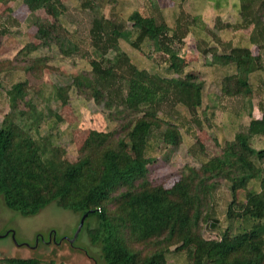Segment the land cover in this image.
Listing matches in <instances>:
<instances>
[{"label":"trees","instance_id":"trees-1","mask_svg":"<svg viewBox=\"0 0 264 264\" xmlns=\"http://www.w3.org/2000/svg\"><path fill=\"white\" fill-rule=\"evenodd\" d=\"M148 1L151 12L133 10L128 25L105 16L96 2L89 4L94 11L90 33L96 56L90 60V74L76 77L75 82L97 102L128 117L123 133L116 137L115 131L93 129L78 159L69 160L59 145L39 138L46 115L29 98L28 80L12 84L7 90L11 109L0 125V196L7 207L24 216L56 203L81 216L89 213L86 220L96 217L99 225L90 233L94 242L103 241L108 264H170L167 255L172 246L174 251L188 250L193 264H264V143L261 147L255 143L256 138L264 140V116L258 119L250 113L246 130L221 141L222 153L199 167L188 165L169 188L153 186L148 179L156 121L165 126L159 146H178L182 141L180 126L162 116L164 107L183 104L195 114L205 105L206 82L180 48L195 23L207 27L200 17L190 20L184 10L171 26L154 13L156 2ZM24 2L33 14L49 8L58 19L67 9L63 0ZM263 16L264 0L244 16L245 27L252 23L256 27L252 42L264 37ZM58 25L39 27V44L24 46V53L48 45L59 34ZM121 41L138 51L147 47L162 54L165 70L138 66ZM209 48L215 64L233 66L234 72L223 74L224 91L231 95L252 92L251 75L261 67L259 55L249 47L234 48L230 54ZM229 81L235 83L234 88L227 86ZM222 180L231 195L226 222L209 213L206 218L214 221L217 237L205 238L200 231L204 202ZM117 186L126 190L114 198L116 206L111 210L108 203ZM128 239H155L162 247L143 256L131 249ZM0 264L58 263L6 256L0 257Z\"/></svg>","mask_w":264,"mask_h":264},{"label":"rangeland","instance_id":"rangeland-1","mask_svg":"<svg viewBox=\"0 0 264 264\" xmlns=\"http://www.w3.org/2000/svg\"><path fill=\"white\" fill-rule=\"evenodd\" d=\"M154 1V13L166 19L171 26L175 24L181 10L190 14L189 18L192 20L201 6L200 0ZM203 1L213 2L217 5L216 9L227 3V0ZM63 2L67 9L58 19L49 8L39 9L33 14L24 0L0 1V125L11 109L7 90L18 81L28 80L29 98L46 115L39 138L42 136L52 140L64 150L67 159L75 161L91 130L115 131L118 137L123 133L122 126L128 120V117L114 108L97 102L88 90L75 82L76 77L90 74V60L96 56L90 33L94 11L89 4L96 2L102 7L105 16L124 25L129 24L128 16L133 10L140 9L144 13H150L152 6L148 0ZM237 2L240 18L242 15L247 16L260 3L258 0ZM206 20L211 28L206 29L201 27V23H195L193 32L180 48V53L188 54L192 67L206 82L205 105L195 114L183 104L176 105L174 109L164 107L162 116L180 126L182 141L178 146H159V137L165 126L156 121L153 145L149 150L154 161L148 165V179L153 186L169 188L181 177L188 165L199 167L202 161L222 153L221 141L224 138L231 140L237 131L246 130L251 119L250 113L258 119L264 116V66L259 67L251 76L252 92L234 95L226 93L223 89V74L231 73L233 66L223 68L215 64L209 47L212 46L216 51H226L229 29L224 25L227 24V19H214L210 13ZM54 24H59V34L48 45L25 54L24 46L40 42L37 38L38 28H52ZM249 32L247 30V34ZM257 32H260L259 29ZM251 43L250 40L246 45L251 46ZM258 43H264V37ZM120 45L140 67L152 69L154 66L161 71L165 65L163 55L147 47L142 52L126 41H121ZM75 46L77 49H74ZM204 48L207 50L205 53L201 52ZM258 63L264 64V57ZM227 84L231 88L235 87L233 81ZM255 143L261 147L264 140L256 138ZM125 190V186H117L113 190L108 203L111 210L116 206L114 198ZM212 193L205 199V214L200 224L201 234L205 238L217 237L214 221L206 216L213 213L224 222L231 200L230 191L223 180L219 181L218 188ZM242 196L243 191H240L238 197L241 199ZM81 217V214L64 209L56 203L49 204L36 215L24 216L7 207L0 196V257H39L54 260L58 264H108L103 253V241L94 242L90 233V230L99 225L96 217L87 219L78 237L74 239ZM9 229L15 231V238L6 235ZM51 230L55 232L52 242H41L38 248L25 246L33 244L39 233H44L48 239ZM154 241L156 240L137 242L128 239V244L131 249L138 250L145 256L162 247ZM174 249V246L170 247L172 251L167 255L170 264H193L188 250Z\"/></svg>","mask_w":264,"mask_h":264},{"label":"crops","instance_id":"crops-1","mask_svg":"<svg viewBox=\"0 0 264 264\" xmlns=\"http://www.w3.org/2000/svg\"><path fill=\"white\" fill-rule=\"evenodd\" d=\"M237 1L227 0V3L224 7H219L216 9L215 6L217 5H214L213 2L211 1L204 2L203 0H200L201 6L198 9L197 13H195V16L202 18V21L205 22L206 26L209 28H211V25H209V21L206 19H207V15H209L210 13L211 15L214 16V19L217 17H221V18L223 17L227 19L226 21L227 25H224V26H227V29H229L228 30L229 38L227 40L228 41L227 48H226V51L225 50L220 51L218 49V53L227 52L228 54H230L234 48L249 47L252 50L253 54L259 55V59L262 60L264 57V43H262L261 45L258 43L262 38L258 42H252L251 46L246 45L247 42L251 40V35L256 27L254 23H252L248 27L244 26L246 19L243 15H242V18L239 17V13L241 14V12H239L238 10ZM262 21L264 22V16L262 17ZM202 24H200L201 27H204ZM213 26L214 24H212V28L214 29ZM247 30L250 31L249 34H247ZM262 66H264V64H261V67ZM231 71L234 72V69ZM255 71L253 72V74L255 73Z\"/></svg>","mask_w":264,"mask_h":264},{"label":"flooded vegetation","instance_id":"flooded-vegetation-1","mask_svg":"<svg viewBox=\"0 0 264 264\" xmlns=\"http://www.w3.org/2000/svg\"><path fill=\"white\" fill-rule=\"evenodd\" d=\"M7 236H11V237H15V231L12 229H9L7 234ZM55 232L54 231H50L48 234V239H46L45 234H37V236L35 237L34 243L33 244H27L25 245L28 248H38V246L41 244V242L43 243H50L55 239ZM43 240V241H42ZM18 247H22L23 245H17Z\"/></svg>","mask_w":264,"mask_h":264},{"label":"water","instance_id":"water-1","mask_svg":"<svg viewBox=\"0 0 264 264\" xmlns=\"http://www.w3.org/2000/svg\"><path fill=\"white\" fill-rule=\"evenodd\" d=\"M88 215H89V213H85L84 215H82L81 220H80V223H79V226L77 228V232H76V234L74 236V239H76L78 237L79 233L81 232V230H82V228H83V226L85 224V221H86V218H87ZM72 241L73 240H71V242Z\"/></svg>","mask_w":264,"mask_h":264}]
</instances>
